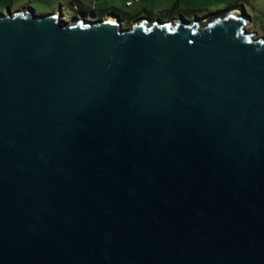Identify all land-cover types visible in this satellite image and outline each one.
Instances as JSON below:
<instances>
[{
  "label": "water",
  "instance_id": "water-1",
  "mask_svg": "<svg viewBox=\"0 0 264 264\" xmlns=\"http://www.w3.org/2000/svg\"><path fill=\"white\" fill-rule=\"evenodd\" d=\"M249 24L0 12V264H264Z\"/></svg>",
  "mask_w": 264,
  "mask_h": 264
},
{
  "label": "rangeland",
  "instance_id": "rangeland-1",
  "mask_svg": "<svg viewBox=\"0 0 264 264\" xmlns=\"http://www.w3.org/2000/svg\"><path fill=\"white\" fill-rule=\"evenodd\" d=\"M73 0H0V12L7 14L18 11H30L37 15L60 14L61 18L69 23L77 18L97 21L102 18L89 15H80ZM133 1L128 7L127 2ZM82 0L91 10H98L105 18L113 16L114 12L129 15L132 18L121 20L124 29L132 27L136 21L148 18L151 22L163 23L184 18L187 21H208L228 11H239L245 14L251 23L246 30L254 35V39L264 38V0ZM164 10V12H162ZM117 13V15H119ZM118 18V17H117Z\"/></svg>",
  "mask_w": 264,
  "mask_h": 264
},
{
  "label": "trees",
  "instance_id": "trees-1",
  "mask_svg": "<svg viewBox=\"0 0 264 264\" xmlns=\"http://www.w3.org/2000/svg\"><path fill=\"white\" fill-rule=\"evenodd\" d=\"M71 6L72 7H75L77 6L78 7V13H80V15H83L85 17H89V15H93L94 17H99V18H104L105 15L103 13H99L98 10H91L89 7H87L86 4H83L80 2V0H73L71 2ZM118 12H114L112 15L115 16V17H118L120 16L123 20H125L126 18H132L131 16L129 15H123L122 13H118L119 15H117Z\"/></svg>",
  "mask_w": 264,
  "mask_h": 264
},
{
  "label": "built area",
  "instance_id": "built-area-1",
  "mask_svg": "<svg viewBox=\"0 0 264 264\" xmlns=\"http://www.w3.org/2000/svg\"><path fill=\"white\" fill-rule=\"evenodd\" d=\"M139 0H137L136 2H138ZM133 5V1H128L127 2V6H132ZM75 9L78 10V7L75 6Z\"/></svg>",
  "mask_w": 264,
  "mask_h": 264
},
{
  "label": "crops",
  "instance_id": "crops-1",
  "mask_svg": "<svg viewBox=\"0 0 264 264\" xmlns=\"http://www.w3.org/2000/svg\"><path fill=\"white\" fill-rule=\"evenodd\" d=\"M178 1H179V0H177V2H178ZM80 2L83 3L82 0H80ZM138 3H140V2L138 1ZM84 4H86V3H84ZM132 6H133V5H132ZM128 7H131V6H128ZM162 12H164V10H163Z\"/></svg>",
  "mask_w": 264,
  "mask_h": 264
},
{
  "label": "flooded vegetation",
  "instance_id": "flooded-vegetation-1",
  "mask_svg": "<svg viewBox=\"0 0 264 264\" xmlns=\"http://www.w3.org/2000/svg\"><path fill=\"white\" fill-rule=\"evenodd\" d=\"M118 18L123 21V19L120 16H118ZM250 23H251V21H250Z\"/></svg>",
  "mask_w": 264,
  "mask_h": 264
},
{
  "label": "bare ground",
  "instance_id": "bare-ground-1",
  "mask_svg": "<svg viewBox=\"0 0 264 264\" xmlns=\"http://www.w3.org/2000/svg\"><path fill=\"white\" fill-rule=\"evenodd\" d=\"M238 14L240 13L239 11H236Z\"/></svg>",
  "mask_w": 264,
  "mask_h": 264
}]
</instances>
